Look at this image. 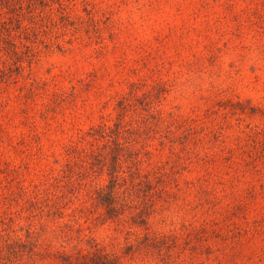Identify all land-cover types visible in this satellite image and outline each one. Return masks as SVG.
I'll use <instances>...</instances> for the list:
<instances>
[{
	"label": "rangeland",
	"instance_id": "374dc122",
	"mask_svg": "<svg viewBox=\"0 0 264 264\" xmlns=\"http://www.w3.org/2000/svg\"><path fill=\"white\" fill-rule=\"evenodd\" d=\"M0 264H264V0H0Z\"/></svg>",
	"mask_w": 264,
	"mask_h": 264
}]
</instances>
